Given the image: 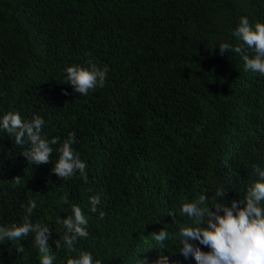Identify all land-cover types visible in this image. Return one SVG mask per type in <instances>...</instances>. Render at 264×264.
I'll list each match as a JSON object with an SVG mask.
<instances>
[{
  "label": "trees",
  "instance_id": "obj_1",
  "mask_svg": "<svg viewBox=\"0 0 264 264\" xmlns=\"http://www.w3.org/2000/svg\"><path fill=\"white\" fill-rule=\"evenodd\" d=\"M241 17L264 23V0H0V112L40 115L48 138L75 132L87 163L86 182L63 180L51 172L57 151L48 164H29L0 134V225L21 223L35 199L32 220L49 223L55 264H66L53 241L63 235L57 219L75 204L89 221L77 247L103 264L161 253L195 264L176 251L178 235L159 252L143 241L170 227L169 212L188 223L180 205L206 189L243 198L253 166L264 167V75L246 72L241 54L213 48L241 44L232 35ZM89 64L106 66L107 80L80 96L62 82L64 69ZM19 243L22 254L0 246L3 264H38L32 236Z\"/></svg>",
  "mask_w": 264,
  "mask_h": 264
},
{
  "label": "clouds",
  "instance_id": "obj_2",
  "mask_svg": "<svg viewBox=\"0 0 264 264\" xmlns=\"http://www.w3.org/2000/svg\"><path fill=\"white\" fill-rule=\"evenodd\" d=\"M232 35L241 42L240 45L225 40L213 48H217L220 55L229 52L241 54L246 72L264 75V23H250L247 17H241ZM242 45H246L254 54H244ZM107 73L106 66L101 69L95 64L88 67L71 65L64 69L62 82L69 84L80 96H87L105 85ZM44 126L45 120L40 115L26 119L18 111L0 112V134H7L16 146L23 149L20 153L29 164H48L55 150L58 158L51 172L63 180L78 175L86 182L87 163L73 148L77 142L76 133H68L61 141L59 137L48 138L43 133ZM54 145L59 147L54 149ZM253 172L255 180L243 198L226 199V188L218 186L206 189L197 198L180 205V217L188 222L185 225L180 224L175 212H169L167 216L172 218L170 227L152 233L151 239L144 237L145 250L154 247L158 252L168 249L170 238L178 235L176 251L185 259L193 258L195 264H264V167L253 166ZM19 182L17 179L16 183ZM64 202L67 203V200ZM88 203L89 212L96 213L101 196H90ZM37 208V201L30 199L25 205L26 214L21 223L0 225V246L10 243L15 245L17 253L22 254L24 246L19 241L31 235L38 252V264H55L56 256L49 246V241L53 239L49 223L32 220ZM70 209V214L56 221L63 229V235L53 241L56 250H66V264H103L92 252L77 247L78 242L89 235V221L80 206L73 204ZM172 225L178 228V232L166 230L171 229ZM201 246L208 250H202ZM0 264H3L2 260ZM132 264L178 262L161 253L155 260L139 259L136 255Z\"/></svg>",
  "mask_w": 264,
  "mask_h": 264
}]
</instances>
